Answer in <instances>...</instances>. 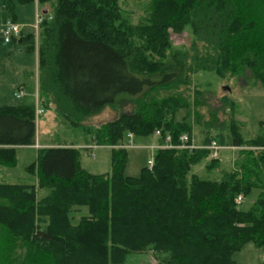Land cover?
Masks as SVG:
<instances>
[{
	"label": "trees",
	"instance_id": "obj_1",
	"mask_svg": "<svg viewBox=\"0 0 264 264\" xmlns=\"http://www.w3.org/2000/svg\"><path fill=\"white\" fill-rule=\"evenodd\" d=\"M33 1L46 13L18 42L35 47L37 105L74 128L107 106L131 108L87 131L110 147L109 172L82 168L79 147L50 145L25 168L34 184L0 183V264H128L148 251L157 264H236L245 243L264 248V138L241 133L226 96L228 123L210 124L217 110L202 122L204 93L192 87L199 71L264 87V0H152L138 25L120 17L118 0L0 3L11 13ZM184 31L188 44L173 47L171 32ZM35 121L34 104L0 106V165L15 164V146L34 144ZM193 124L200 145L242 147L232 167L207 148H158L139 175L124 173L127 133L159 130L157 143H176L186 132L190 143ZM239 194L254 195L247 209Z\"/></svg>",
	"mask_w": 264,
	"mask_h": 264
},
{
	"label": "rangeland",
	"instance_id": "obj_2",
	"mask_svg": "<svg viewBox=\"0 0 264 264\" xmlns=\"http://www.w3.org/2000/svg\"><path fill=\"white\" fill-rule=\"evenodd\" d=\"M152 0H118L120 17L128 20L133 25L146 23V19L151 9ZM43 5L30 2L14 5L11 13L3 11L0 3V31L5 19H10L21 32L35 33L34 21L36 15L41 14ZM47 8V7H46ZM126 18V19H125ZM35 36V34H34ZM19 37L5 43L0 34V105H18L20 103L34 104L35 96L33 91V76L36 67L35 47L32 50L24 48L18 42ZM173 47L179 48L188 44V32H171ZM21 83H25L27 89H32L31 94H24L19 98L13 97ZM30 85V86H29ZM198 86L204 93L206 106L200 107L203 120L208 119V112L217 110L216 117L211 119V125L228 123V118L232 109L223 110L220 98L229 97L235 101L234 118L240 124V131L246 137L261 136L264 138V87L245 81L244 77L222 78L212 71H199L193 75L192 87ZM24 91V89H23ZM39 105V104H38ZM41 106V105H39ZM227 106V105H226ZM130 104H119L117 107H105L99 113L91 116L85 124L77 128L72 127L67 121L56 116L48 107H43V112L36 117L35 121V142H79L83 139L91 142L89 129L95 128L109 120H112L118 113L130 110ZM181 117V113L177 119ZM206 122V121H204ZM87 127V128H86ZM193 143L200 145L203 135L200 134L202 125L192 126ZM94 142V140H92ZM134 146L127 147V161L124 168L126 175L137 176L141 168L148 166L152 160L153 150L149 147L155 144L154 135L134 136ZM34 142V144H35ZM85 142L84 140L82 141ZM32 144V145H34ZM41 147V146H39ZM246 147V146H245ZM38 148V147H37ZM32 146L17 147L15 150V164L13 166L0 165V183L28 184L35 178L34 173L25 170L26 166L35 160L36 151ZM181 148V147H179ZM225 148L222 150L221 163L223 167L230 168L237 156L239 149ZM248 148V147H247ZM94 155V156H93ZM111 149L107 147L80 149V166L86 171L94 174L110 171ZM196 171L203 176L217 178L216 172L204 173L203 165L195 167ZM37 197L43 195V191L36 190ZM255 194V193H254ZM254 195H248L242 199L239 205L242 209H247L252 203ZM85 212L86 209L84 208ZM79 214L75 215V220ZM236 264H262L264 262V248H257L252 242L245 243L233 255ZM128 264H157V259L152 251L145 253H133L127 258Z\"/></svg>",
	"mask_w": 264,
	"mask_h": 264
},
{
	"label": "built area",
	"instance_id": "obj_3",
	"mask_svg": "<svg viewBox=\"0 0 264 264\" xmlns=\"http://www.w3.org/2000/svg\"><path fill=\"white\" fill-rule=\"evenodd\" d=\"M41 20V16L40 15H36L35 17V21H34V31H35V35H36V31H37V27L38 24ZM1 38L2 41L7 43L9 42L12 38H15L19 35V28L13 24L11 22L10 19H5L2 27H1ZM23 95V91L22 90H17L16 92L13 93V96L15 98H19L20 96ZM43 112L42 108H40L37 104H35L34 107V115L35 117H37L38 115H40ZM160 135V131L156 130L155 131V136H159ZM127 137V142L125 144L120 145L121 147H133L134 146V141H133V134L132 133H127L126 135ZM189 135L186 132H182L179 134L178 136V140L176 143H173L171 141V137L169 135H166L164 138V142L162 143H157L155 142V144H151L149 147L154 151L155 149L158 148H188V149H196V148H207L210 151V157L212 158H217V157H221L222 154V150L229 147V148H237L236 146H223L218 144V142L216 140H211L209 144L207 145H196L195 143H193V141H190L189 143ZM96 143V142H94ZM149 165H152V160L150 161ZM243 197L241 194H239L236 198V203L240 204L242 201Z\"/></svg>",
	"mask_w": 264,
	"mask_h": 264
},
{
	"label": "crops",
	"instance_id": "obj_4",
	"mask_svg": "<svg viewBox=\"0 0 264 264\" xmlns=\"http://www.w3.org/2000/svg\"><path fill=\"white\" fill-rule=\"evenodd\" d=\"M20 35L22 36V35H24V33L23 32H21L20 33ZM35 59H36V55H35ZM36 67H35V71H34V76H33V91H35L34 92V96H35V98H34V100H35V102H34V107H35V104H37V102H36ZM25 86H27V85H25V83H21L20 85H19V87L17 88V90H22L23 91V89H24V91H23V93L26 95L27 93L28 94H31V92H32V89H27ZM30 86V85H29ZM16 90V91H17ZM14 93V92H13ZM23 94V95H24ZM22 95V96H23ZM14 97V96H13ZM21 97V96H20ZM15 98V97H14ZM20 104H25L24 102L23 103H20ZM26 104H30V103H26ZM0 106H2V105H0ZM35 139V138H34ZM36 140V139H35ZM85 141L84 143L82 142V141ZM82 141H79V142H70V141H61V142H47V141H43V142H39L38 141V139H37V141L35 142V144L34 145H21V147H27V146H32V147H34V148H37V147H39V146H50V145H71V146H75V147H79V148H82V147H89V148H98V147H107V148H109L110 149V147L109 146H107V145H98V144H96V143H94L92 140H91V142L90 141H87V139H83ZM127 141V138H125L124 139V141L122 142V143H124V142H126ZM156 142V141H155ZM18 146H15V150H16V148H17ZM20 147V146H19ZM35 151H36V149H35ZM94 156V155H93ZM31 183H35V178H34V180L33 181H30V183H28V184H31ZM43 191V193L45 192L44 190H42ZM36 193H37V191H36Z\"/></svg>",
	"mask_w": 264,
	"mask_h": 264
},
{
	"label": "water",
	"instance_id": "obj_5",
	"mask_svg": "<svg viewBox=\"0 0 264 264\" xmlns=\"http://www.w3.org/2000/svg\"><path fill=\"white\" fill-rule=\"evenodd\" d=\"M41 13H42V14H45V13H46V9L43 8V9L41 10Z\"/></svg>",
	"mask_w": 264,
	"mask_h": 264
}]
</instances>
